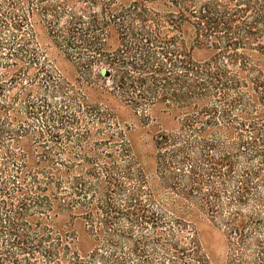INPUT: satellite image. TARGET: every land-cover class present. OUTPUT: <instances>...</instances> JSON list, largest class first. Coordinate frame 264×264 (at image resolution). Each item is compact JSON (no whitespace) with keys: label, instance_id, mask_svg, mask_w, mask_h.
I'll return each mask as SVG.
<instances>
[{"label":"trees","instance_id":"obj_1","mask_svg":"<svg viewBox=\"0 0 264 264\" xmlns=\"http://www.w3.org/2000/svg\"><path fill=\"white\" fill-rule=\"evenodd\" d=\"M219 263L264 264V0H0V264Z\"/></svg>","mask_w":264,"mask_h":264},{"label":"rangeland","instance_id":"obj_2","mask_svg":"<svg viewBox=\"0 0 264 264\" xmlns=\"http://www.w3.org/2000/svg\"><path fill=\"white\" fill-rule=\"evenodd\" d=\"M135 136L133 138L136 142V150L137 153L142 158V162H144V167L146 168V172L148 176L151 178L152 186L156 184L155 182V162H154V150L152 148V142L151 137L145 133L135 132ZM154 187V186H153ZM158 190V188H157ZM209 243L216 254H218L220 257H222L223 252V238L221 234L215 230L212 231L211 236H209V239L207 241ZM221 264V263H219Z\"/></svg>","mask_w":264,"mask_h":264}]
</instances>
